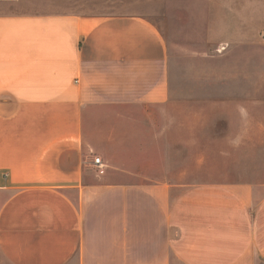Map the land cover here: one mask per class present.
I'll list each match as a JSON object with an SVG mask.
<instances>
[{
    "label": "crops",
    "instance_id": "1",
    "mask_svg": "<svg viewBox=\"0 0 264 264\" xmlns=\"http://www.w3.org/2000/svg\"><path fill=\"white\" fill-rule=\"evenodd\" d=\"M205 1L207 44L231 53ZM60 2L0 0V264H264V181L170 176L173 141L204 128L182 113L202 99L179 98L181 44Z\"/></svg>",
    "mask_w": 264,
    "mask_h": 264
},
{
    "label": "rangeland",
    "instance_id": "2",
    "mask_svg": "<svg viewBox=\"0 0 264 264\" xmlns=\"http://www.w3.org/2000/svg\"><path fill=\"white\" fill-rule=\"evenodd\" d=\"M60 1L91 8L96 14L146 16L167 28L181 44L173 50V68L180 71L177 83L185 88L178 93L179 98L202 99L197 104L188 102L182 113L201 117L204 128L202 133L198 131L200 138L183 141L184 146L173 141V180L264 181V0H231L230 11L226 10L229 1L219 0V13L225 22L222 32L234 41L231 53L207 44L205 0ZM27 3L43 7L55 4L52 0ZM211 86L218 92L211 93ZM213 94L215 100L231 98V107L228 102L208 103Z\"/></svg>",
    "mask_w": 264,
    "mask_h": 264
},
{
    "label": "built area",
    "instance_id": "3",
    "mask_svg": "<svg viewBox=\"0 0 264 264\" xmlns=\"http://www.w3.org/2000/svg\"><path fill=\"white\" fill-rule=\"evenodd\" d=\"M100 160H101V158H100V157H98V156H95V157H94V160H93V162H95V163L99 164V163H100Z\"/></svg>",
    "mask_w": 264,
    "mask_h": 264
}]
</instances>
